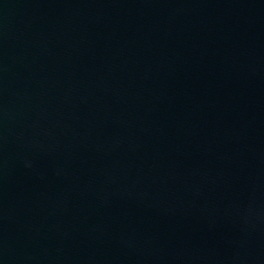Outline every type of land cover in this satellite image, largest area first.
<instances>
[{"label":"water","instance_id":"water-1","mask_svg":"<svg viewBox=\"0 0 264 264\" xmlns=\"http://www.w3.org/2000/svg\"><path fill=\"white\" fill-rule=\"evenodd\" d=\"M0 264H264V0H0Z\"/></svg>","mask_w":264,"mask_h":264}]
</instances>
